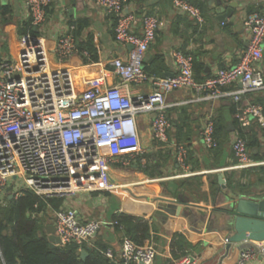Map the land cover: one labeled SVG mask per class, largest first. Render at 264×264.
I'll return each mask as SVG.
<instances>
[{
    "label": "built area",
    "instance_id": "1",
    "mask_svg": "<svg viewBox=\"0 0 264 264\" xmlns=\"http://www.w3.org/2000/svg\"><path fill=\"white\" fill-rule=\"evenodd\" d=\"M51 1L24 0L31 25L41 28ZM95 3L114 16V41L129 46L124 58L109 61L117 82L105 83L102 75L101 81L97 77L86 87L78 86L74 73L98 64L55 66L50 62L44 37L32 33L22 36V49L12 60H0V205L5 204L7 197L18 198L24 190L40 198H65L91 189L109 191L114 187L107 172L109 163L126 166L129 156L142 153L138 115L150 114L151 136L155 141L163 144L169 141L167 131L171 122L166 115L165 95L178 89L191 88L204 93L203 97L209 100L231 98L237 105L234 116L242 128L252 125L264 128L263 105L245 100L248 94L264 91L261 63L264 12L243 18L248 43L238 62L219 68L197 82L193 77V57L183 51L171 55L176 66L173 75L158 77L144 69V55L159 28L156 17L142 14L138 34L128 0H95ZM172 5L195 23L203 20L201 10L184 0H172ZM73 28L70 26L56 39L53 54L59 63L70 57L89 56L88 51H80L76 45ZM144 85L148 91L137 90ZM205 116L200 131L201 145L213 150L218 147L214 116L211 113ZM231 135L234 163L220 171L240 172L264 166V158H252L242 134L234 131ZM258 137L264 145V133L258 132ZM173 149L176 165L186 170L188 145L176 142ZM90 168L99 178L97 187L87 182ZM245 178L241 179L242 183ZM48 211L59 246L74 243L80 249L103 225L101 219H81L73 209L48 207ZM243 243L234 264H246L264 256V241ZM226 244L228 237L222 246ZM119 250L120 264H152L156 256L152 244L139 246L128 237H123ZM104 254L110 260L113 257L110 250ZM170 264H195V258L186 255Z\"/></svg>",
    "mask_w": 264,
    "mask_h": 264
},
{
    "label": "crops",
    "instance_id": "2",
    "mask_svg": "<svg viewBox=\"0 0 264 264\" xmlns=\"http://www.w3.org/2000/svg\"><path fill=\"white\" fill-rule=\"evenodd\" d=\"M184 1L203 5V20L199 24L188 14L178 12L172 0H128L127 6L135 15L138 34L142 14L158 20L159 28L143 59L147 72H154L159 77L173 75L176 66L171 55L175 51L196 54L208 76L219 68L235 65L248 43V31L242 20L249 14L264 12V0H221L222 4L215 7L216 0ZM230 4H233L230 17L219 21L218 14L225 13ZM114 23V16L97 7L95 0H52L44 24L41 28L34 27L30 24L24 0H0V60H12L21 51L20 40L23 35L31 33L29 27L32 26L35 35L44 37L51 64L66 67L98 64L74 73L78 86L86 87L97 77L101 81L102 75L105 83L113 84L117 81L111 74L109 61L124 58L129 50V46L114 41ZM70 26H74L76 43L87 41L94 46L97 60L87 61L89 57L75 56L57 62L53 54L56 39ZM76 31L79 32L77 38ZM262 58L264 66V51ZM137 90L144 93L149 88L144 85ZM203 95L191 88L166 94V115L171 122L167 131L169 141L165 144L155 141L151 136L150 114L138 115L142 153L129 156L126 166L109 163L107 172L114 187L109 191H79L64 198L63 207L73 209L81 219L103 221L99 233L85 246L101 245L112 251L110 264H120L119 249L125 234L114 222L122 215L142 218L149 225L145 244H152L156 250L152 264H170L186 255L193 256L195 264H234L243 248L244 243L222 246L224 238L232 233V203L236 197L256 201L263 198L264 181L256 188L243 191L228 186L231 172L220 170L234 163L230 146L231 134L235 131L233 124L237 121L230 108L233 101L228 97L209 100ZM257 99L264 100V91L245 96L250 102ZM209 113L222 116L227 126V134L221 136L219 146L212 151L204 149L200 135L205 115ZM176 142H185L189 147L184 171L174 159L173 143ZM252 151L264 155L262 147ZM87 173L90 175L87 182L97 187L99 178L95 170L90 168ZM220 175L225 187L218 183ZM174 207L178 209V215L171 213ZM44 224L48 238L50 234L46 227L52 226V218ZM81 250L86 251L80 248L79 252ZM87 256L88 251L83 258ZM246 264H264V256H257Z\"/></svg>",
    "mask_w": 264,
    "mask_h": 264
},
{
    "label": "trees",
    "instance_id": "3",
    "mask_svg": "<svg viewBox=\"0 0 264 264\" xmlns=\"http://www.w3.org/2000/svg\"><path fill=\"white\" fill-rule=\"evenodd\" d=\"M193 6L202 10L200 2H191ZM6 12V11H4ZM33 27H29L32 34ZM79 32H75L77 38ZM80 51H88L87 61L97 60L96 49L89 42H77ZM193 57V77L197 82L209 77L204 73V64L198 60V56L192 52H185ZM85 60V61H86ZM147 71V68L144 67ZM156 76L154 72H148ZM159 77V76H158ZM264 77V74H263ZM255 103H260L264 107V100L257 99ZM237 105L232 103L230 106L232 114H235ZM235 131L242 134L247 139V145L251 156L255 160L264 158L258 151L264 146L258 137V132L264 133V128L260 129L256 125L242 128L238 121L233 124ZM227 134V126L222 116H214V135L218 146L221 136ZM253 148L258 152L253 153ZM212 151V150H209ZM228 176V186L232 189L243 191L245 184L241 182L244 177L256 178V183L264 181V166L258 169L241 170L240 172L230 171ZM259 177V178H258ZM63 197L40 198L29 191H22L16 199H6L5 204L0 205V264H110V259L105 256L107 250L104 246L98 245L88 248L85 245L81 248L88 251L86 258L80 257L79 248L76 244L65 246H55L49 248V241L45 232L46 222H50L52 215L48 211L57 210L63 207ZM116 227L122 230L124 237L131 238L137 245H147L145 241L149 237L147 222L138 217L122 215L115 218Z\"/></svg>",
    "mask_w": 264,
    "mask_h": 264
},
{
    "label": "water",
    "instance_id": "4",
    "mask_svg": "<svg viewBox=\"0 0 264 264\" xmlns=\"http://www.w3.org/2000/svg\"><path fill=\"white\" fill-rule=\"evenodd\" d=\"M215 5H221V0H216ZM233 4H230L227 11L218 14L217 19L223 21L226 17H230ZM218 183L225 187L223 176L218 177ZM174 209V210H173ZM176 207L172 208L171 213L178 215L179 211ZM233 220L232 233L228 237L229 244L243 243V241H264V197L260 200H253L245 197H236L232 203ZM160 213V212H159ZM46 231L50 236L49 248H54L60 243L59 237L55 233L52 226H47ZM81 258L86 256V251L81 250Z\"/></svg>",
    "mask_w": 264,
    "mask_h": 264
},
{
    "label": "rangeland",
    "instance_id": "5",
    "mask_svg": "<svg viewBox=\"0 0 264 264\" xmlns=\"http://www.w3.org/2000/svg\"><path fill=\"white\" fill-rule=\"evenodd\" d=\"M243 180H244L243 183L245 184V189L250 190V189H253L254 187L256 188V186H257V183H256L257 179L256 178L247 177V179L245 178Z\"/></svg>",
    "mask_w": 264,
    "mask_h": 264
}]
</instances>
